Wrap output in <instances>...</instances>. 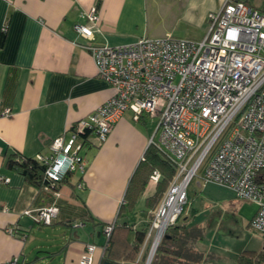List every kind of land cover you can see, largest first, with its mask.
Segmentation results:
<instances>
[{"label":"crops","instance_id":"1","mask_svg":"<svg viewBox=\"0 0 264 264\" xmlns=\"http://www.w3.org/2000/svg\"><path fill=\"white\" fill-rule=\"evenodd\" d=\"M223 1L0 0V110H10L9 115L0 116V263L18 255L24 264H79L85 245L92 243L96 246L92 264H99L106 244L102 226L114 220L126 222L130 226L126 240L132 242L135 231L149 223L168 186L149 204L147 199L156 192L158 181L148 176L133 205L118 216L157 121L146 113L135 120L127 110L102 143L90 136L84 150V173L75 172L56 185L59 210L51 224L34 220L37 209L50 205L54 195L28 182L8 161L47 154L54 137L113 94L97 75L84 46L86 39L72 29L74 22L82 20L80 12L96 7L98 19L89 41L95 46L167 34L198 41L203 37L194 39L189 30L207 31L208 14ZM148 187L151 192H146ZM229 206L226 202L215 212L223 213ZM177 224L197 227H191L185 215ZM192 246L196 249L195 241ZM259 251H264V242ZM175 262L177 258H169V264Z\"/></svg>","mask_w":264,"mask_h":264},{"label":"built area","instance_id":"2","mask_svg":"<svg viewBox=\"0 0 264 264\" xmlns=\"http://www.w3.org/2000/svg\"><path fill=\"white\" fill-rule=\"evenodd\" d=\"M80 18L72 29L86 39L97 75L113 94L54 137L47 154L36 156L46 164L48 184L42 189L59 196L56 182L70 171L84 173L82 149L90 136L100 144L125 111L135 120L146 113L157 118L147 145L175 167L149 220L144 241H152L148 261L182 213L194 177L255 203L249 226L264 239V14L244 1L224 0L208 14L206 34L198 41L167 34L114 46L89 42L98 19L95 6L80 12ZM9 114L8 108L0 110V116ZM159 177L157 169L149 176L154 183ZM58 210L52 202L38 208L34 220L50 224ZM112 226H104L106 237ZM6 231L13 234L12 228ZM95 248L86 244L79 264H92ZM0 264L24 262L14 255Z\"/></svg>","mask_w":264,"mask_h":264},{"label":"rangeland","instance_id":"3","mask_svg":"<svg viewBox=\"0 0 264 264\" xmlns=\"http://www.w3.org/2000/svg\"><path fill=\"white\" fill-rule=\"evenodd\" d=\"M247 1L254 7L264 4V0ZM189 31L194 39L202 38L206 33L205 30L199 34V28H192ZM151 188L148 187L146 192H151ZM226 202H229L233 209H230L229 206L227 207V210L230 209L228 211L215 212L217 209H221ZM255 209L256 205L252 201L237 199L229 189L219 185L211 183L203 185L197 177H194L187 187L186 204L180 215H185L188 218L191 227H197L187 229L186 235L191 234L194 238L187 237L186 241L189 246L191 243V246L184 254L185 258L181 256L182 263L175 262V264H189L187 261L194 264H235L241 252L261 250L264 242L263 237L247 225ZM194 241L196 249L192 246ZM151 243L150 240L144 242L133 264L155 263V251L158 244L148 261ZM211 245L212 247H210ZM210 248L211 251H209ZM205 249L206 254H204ZM197 251H201L202 254H197ZM195 253L200 256L195 257Z\"/></svg>","mask_w":264,"mask_h":264},{"label":"trees","instance_id":"4","mask_svg":"<svg viewBox=\"0 0 264 264\" xmlns=\"http://www.w3.org/2000/svg\"><path fill=\"white\" fill-rule=\"evenodd\" d=\"M245 2L251 5L249 2ZM254 8L264 14V4L260 7ZM87 135L88 131L85 132L82 137L85 138ZM88 144H90V137L87 145ZM86 147L82 149L83 154ZM8 162L11 168L19 171L24 175L25 179L34 186L42 188L44 185L48 184L44 177L46 164L39 162L37 159L18 156L17 160L10 159ZM154 169L159 170L161 176L157 182L156 192L147 199V203H152V205L160 198L161 193L169 184L175 172V167L158 149L152 145H148L144 152L143 160H141L139 167L136 169L129 182L127 191L124 195V204L121 206L118 216H120L122 209L129 208L133 205L136 197L143 190L148 176H150ZM73 173L75 172H68L60 181L56 182L54 189L58 183L64 182L66 178L70 177ZM56 199L57 197L54 196L52 202L55 204ZM180 216L173 224L166 228L165 234L159 241L155 251L156 258L155 263L153 264H169L170 257L177 258L179 262L183 261L181 256H184L185 258L184 254L188 252V249L191 246L187 247L188 243L186 240L188 238L192 239L194 236L191 234L186 235V227L182 224H177V220ZM110 223H112L113 226L108 237H106L103 232V228L107 224L105 223L102 226V232L106 238V244L104 246V255L99 264H126V262H134L144 244L149 223L135 231V237L132 242L126 240V235L130 230V226H128L126 222L117 223V221L114 220ZM263 254V251L241 252L237 257L236 264H264Z\"/></svg>","mask_w":264,"mask_h":264},{"label":"water","instance_id":"5","mask_svg":"<svg viewBox=\"0 0 264 264\" xmlns=\"http://www.w3.org/2000/svg\"><path fill=\"white\" fill-rule=\"evenodd\" d=\"M150 255V254H149Z\"/></svg>","mask_w":264,"mask_h":264}]
</instances>
